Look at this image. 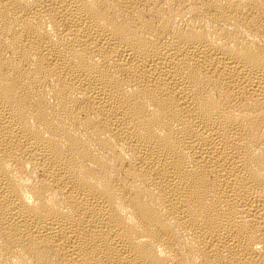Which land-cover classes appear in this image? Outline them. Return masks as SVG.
<instances>
[{
	"label": "bare ground",
	"instance_id": "1",
	"mask_svg": "<svg viewBox=\"0 0 264 264\" xmlns=\"http://www.w3.org/2000/svg\"><path fill=\"white\" fill-rule=\"evenodd\" d=\"M0 264H264V0H0Z\"/></svg>",
	"mask_w": 264,
	"mask_h": 264
}]
</instances>
